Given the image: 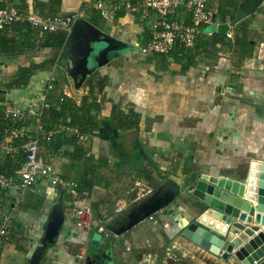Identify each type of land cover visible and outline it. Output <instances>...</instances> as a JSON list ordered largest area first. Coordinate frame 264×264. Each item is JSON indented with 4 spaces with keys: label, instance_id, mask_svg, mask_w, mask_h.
<instances>
[{
    "label": "crops",
    "instance_id": "crops-1",
    "mask_svg": "<svg viewBox=\"0 0 264 264\" xmlns=\"http://www.w3.org/2000/svg\"><path fill=\"white\" fill-rule=\"evenodd\" d=\"M11 1L23 10L41 15L78 11L82 20L135 48L125 50L86 76L76 91L75 103L79 104L81 98L86 97L87 102L95 101L99 106L97 112L91 111L96 114L99 126L77 140L76 146L84 152L81 160L71 162L69 153L74 145L65 140L71 133L54 132L57 125L49 131H37L32 117L26 121L24 134L39 133L40 153L65 179L77 182L88 168L97 166L101 160L106 164L95 170L91 191L77 200L91 208L90 214L80 217L84 222L81 225L76 224L78 219L66 209L70 196L46 178L38 179L22 193L9 189L0 194L2 202L5 201L2 213L10 217L8 235L0 242V264H32L33 261L36 264H86V256L94 250L92 235L98 232L100 225L105 229L107 220L138 199L140 195L134 192L136 185L154 186L156 183L159 186L165 177L180 186L179 196L123 236L115 237L113 264H142L147 255L159 261L168 245H173L180 256L177 262L169 264H240L233 256L226 261L221 259L219 243L215 245L212 239H216L219 230L201 219L207 205L194 198L192 192L200 174L242 180L254 163L264 166V1L254 14L230 26L241 1L232 0L226 9L233 12L225 17L228 27L225 34L231 45L216 44L210 46V51L198 50L190 65H185L184 60L174 61L171 56L161 63L158 55L147 56L137 50L149 39L150 12L145 15L141 9L122 10L103 18L91 0ZM223 1L207 0L215 12L214 21L209 25L215 33L223 24L219 13ZM32 32L38 34L35 30ZM207 36L209 34L203 30L201 39ZM63 52L64 44L26 50L13 58L0 55V82H6L20 64L43 62L25 87L6 89L5 99L23 112L37 108L53 62L57 60L60 65L62 58L66 59ZM58 70L63 78H56L54 89L47 95L51 103L56 102L63 88L74 87L67 68L60 65ZM103 77L104 85L100 89L97 82ZM132 114L137 115L138 120L129 124L128 119L133 121L136 117ZM70 120L67 117L64 122L69 124ZM81 121L83 117L69 125L78 127ZM13 139L5 135V145L12 146V151L15 150ZM118 144L128 154L125 163L113 152ZM4 157L0 152V164ZM181 183L186 185L183 187ZM185 188L193 197H184ZM59 196L64 222L55 243L42 253L47 222ZM213 213L216 224L218 220ZM196 221L203 225V232H199L202 238L209 233V237L204 238L207 246L183 234V230ZM208 227L210 231L206 230ZM110 235L101 236L103 247ZM263 247L264 240H261L246 251L252 254ZM255 264H264V257Z\"/></svg>",
    "mask_w": 264,
    "mask_h": 264
},
{
    "label": "water",
    "instance_id": "water-1",
    "mask_svg": "<svg viewBox=\"0 0 264 264\" xmlns=\"http://www.w3.org/2000/svg\"><path fill=\"white\" fill-rule=\"evenodd\" d=\"M263 1L241 0L229 25L234 26L243 18L254 14ZM131 48H135V46L111 38L92 24L78 18L72 32L64 42L63 52V57L66 58L67 74L73 78L74 88L79 89L86 76L107 65L125 50ZM251 169H249L246 178L242 180L224 175L200 174L192 192L196 198L207 205L201 213L208 210L212 213L216 211L213 213L216 220L224 224L222 229L215 228L219 232L215 234L216 240L214 241L215 245L219 243L218 250L224 261L229 256H233L240 264H254L255 261L264 257V251H260L255 258L246 259L242 255L246 249L264 240V203L262 210L258 208L261 192H263L261 186L262 184L264 186V180L261 182L260 178L263 175L261 169L264 170V166L254 163ZM180 191L181 188L178 184L165 177L155 191L136 199L107 220L105 229L111 235L106 246L103 247L100 243L101 234L94 233L91 240L94 250L86 256V264H113L112 249L115 237L122 236L147 217L173 202L179 196ZM203 191H208L209 194L213 193V197L219 202L205 198ZM63 222L64 212L61 196H59V200L51 209L47 222L42 253L45 252L48 245L55 243ZM202 226L201 222H192L188 227L186 226L183 234L191 236L190 238L194 242L201 244L202 236L199 235V232H203ZM188 229H194V232H187ZM218 239L219 242H217ZM202 245L204 244L202 243ZM32 264H36V261H33Z\"/></svg>",
    "mask_w": 264,
    "mask_h": 264
},
{
    "label": "built area",
    "instance_id": "built-area-1",
    "mask_svg": "<svg viewBox=\"0 0 264 264\" xmlns=\"http://www.w3.org/2000/svg\"><path fill=\"white\" fill-rule=\"evenodd\" d=\"M94 9L103 18L115 12L127 11L134 12L138 9L152 14L149 21V39L139 47L141 54L151 56L156 54L171 55L176 41L181 43L185 49L194 45L195 40L199 38L205 27L211 25L215 18V12L209 6L207 0H91ZM109 5V8L106 7ZM78 11H72L68 14L55 13L52 15H41L32 11L21 9L11 0H0V31L10 32L14 25L28 26L38 34L62 32L68 36L72 30L75 21L79 18ZM58 66L57 60L53 62L49 76L45 83V88L40 95V104L37 108L21 111L11 101L4 100L2 105V114L0 115V152L6 153L12 151V146L5 145V135L11 137L24 133L26 121L32 117L35 120L37 131L42 130L43 113L59 104L66 98L77 102L76 90L73 88H63L55 103L47 100V95L55 87V71ZM77 104V103H76ZM6 121L17 123V127L7 124ZM56 131L69 132L78 135L79 129L76 126L69 125L68 122H60L56 126ZM39 133L31 134L30 139L26 141L22 148L25 152V161L23 165L15 171L14 175H6L0 172V194L5 190L16 189L22 193L25 189L35 184L38 179L46 178L53 185L58 186L61 192L70 196L67 203V210L70 211L78 220L77 225H81L83 220L80 217L83 214H90L89 204H79L74 199V189L76 182L67 180L59 171L45 158L39 151ZM3 205L0 197V242L8 235L10 217L2 213ZM194 232V229H188L187 232ZM98 232L101 236H107L109 232L100 225ZM189 234V233H188ZM193 241L189 235H184ZM117 238V237H116ZM180 259L173 245L164 248L162 258L159 261L153 260L150 255L142 259V264H169L177 262ZM257 261L254 262V264Z\"/></svg>",
    "mask_w": 264,
    "mask_h": 264
},
{
    "label": "trees",
    "instance_id": "trees-1",
    "mask_svg": "<svg viewBox=\"0 0 264 264\" xmlns=\"http://www.w3.org/2000/svg\"><path fill=\"white\" fill-rule=\"evenodd\" d=\"M136 1V0H133ZM232 0H224L223 3L219 6V13L222 15L223 24L219 26L218 31L215 33L214 30L210 29V26L204 28V32L209 34L206 39H201V36L195 40V43L192 47L185 49L181 43L176 41L174 45V49L171 52V55L166 54H156L158 58L160 57L161 63L166 60L168 56L174 61L184 60L185 65H190L193 63L195 52L198 50L210 51L211 47H214L216 44H220L222 46H230V41L227 39L225 34L227 30V24L225 23V17L227 14H231L233 11L228 12L226 7L231 4ZM225 23V24H224ZM244 36V31H243ZM66 40V35L62 32L56 33H42L40 35L32 32V30L28 26H19L14 25L10 32L8 31H0V55L13 58L22 55L26 50H41L48 46L53 47H62ZM241 41V40H240ZM211 46V47H210ZM43 62L40 63H30L28 65H18L15 73L9 77L6 82H0V115L2 114V105L1 103L5 100V90L12 88H23L27 85L30 76L34 73L35 70L41 68ZM185 67V66H184ZM104 77L101 78L97 83L99 88L101 89L104 85ZM112 109H114L112 107ZM99 106L95 101L87 102L86 97H82L79 104H76L74 100L70 98H66L63 102L59 104V108H50L43 113V119L45 117V121H42V129L49 131L50 129H54V127L65 121L67 117H70L69 124H75L77 120L83 117V122L81 121L78 125L79 134H70L66 136L65 140L67 143L74 145V149L69 153L71 157V162H76L82 159L84 156V152L81 148L76 146L77 140L83 136L84 133L92 132L95 130L99 124L96 119V114H92L91 111H98ZM134 117L133 121L128 119V122L136 123L138 120L137 115L132 114ZM46 120H48V124H45ZM7 124H12L14 127H17V123H13L10 121H6ZM49 122H51L49 124ZM127 122V123H128ZM1 129V127H0ZM3 136L0 134V139ZM12 144L15 146L14 151H9L4 154V159L2 164H0V172H5L6 175H14L15 171L18 170L25 161V152L22 148L23 143H19L18 139H13ZM114 154L118 157L121 163H125L128 159V154L123 150L121 144H118L113 148ZM106 163H99L97 166H93L88 168V170L84 171V173L80 176L79 180L76 182V187L74 189V199L79 200L83 199L86 194H88L93 185L95 184V170ZM10 230H14L11 229ZM17 235L15 231H12ZM15 235V236H16ZM14 236V237H15ZM16 238V237H15ZM53 245V244H52ZM52 245H48L51 247ZM20 246H17V248Z\"/></svg>",
    "mask_w": 264,
    "mask_h": 264
},
{
    "label": "rangeland",
    "instance_id": "rangeland-1",
    "mask_svg": "<svg viewBox=\"0 0 264 264\" xmlns=\"http://www.w3.org/2000/svg\"><path fill=\"white\" fill-rule=\"evenodd\" d=\"M62 67H64V68H66V64H65V61L63 60V58H62V61H61V64H60ZM60 65H59V63H58V66H57V70L55 71V76H56V78H63V75L59 72V68H60ZM73 89H75L74 87H73ZM76 91L78 90V89H75ZM8 135L9 136H11L9 133H8ZM14 138L15 139H18V142L19 143H25L26 141H28L29 139H30V136H28V135H26V134H24V133H22V134H19L18 136H14ZM181 185L184 187L186 184H183V183H181ZM158 188V184H156L155 183V185L154 186H152L151 184L150 185H140V184H138V185H136V188H134V192L135 193H138L140 196H138V198H141V197H143V196H145L146 194H148V193H150V192H153V191H155L156 189ZM189 189H191V186H189ZM136 190V191H135ZM188 190V188H185V191L183 192V194H184V197H186V198H191V197H193L192 195H191V193L189 192V191H187ZM130 195V194H129ZM194 198H196V197H194ZM198 199V198H197ZM199 200V199H198ZM200 201V200H199ZM126 202H127V200H126ZM3 204L5 203V201L4 202H2ZM132 203V202H131ZM200 207L201 206H203L204 207V205H199ZM127 206H124V208H126ZM123 209V208H122ZM100 221L102 222V220L100 219ZM203 227V226H202ZM207 231H210V229H209V227L206 229ZM124 235V234H123ZM122 235V236H123ZM119 237H121V236H119ZM119 237H117V238H119ZM116 238V239H117ZM203 240H205L204 238H202V240L200 241L201 243H203L204 244V246H207V243H205V242H203ZM126 241V240H125ZM124 242V241H123ZM125 244H126V242H125ZM127 245V244H126ZM209 248V247H208Z\"/></svg>",
    "mask_w": 264,
    "mask_h": 264
},
{
    "label": "bare ground",
    "instance_id": "bare-ground-1",
    "mask_svg": "<svg viewBox=\"0 0 264 264\" xmlns=\"http://www.w3.org/2000/svg\"><path fill=\"white\" fill-rule=\"evenodd\" d=\"M262 170V172H263V175H261L260 176V178H261V182L264 180V170L263 169H261ZM262 188V190H263V192H261V199H260V201H259V203H258V208L260 209V210H262L263 209V197H264V186H263V184H262V186H261ZM203 193V195H204V197L205 198H208V199H210V200H212V201H218L219 202V200H217L216 198H214V197H212L209 193H208V191H203L202 192ZM201 219L204 221V222H206V223H208L209 225H211V226H214V227H219V228H223V226H224V224H222L221 222H217L216 224H214V222H213V219L215 220V218L213 217V215H212V212L210 211V210H208L207 212H205L202 216H201ZM205 236L206 237H209V233H205ZM211 237V236H210ZM214 241L216 240L215 238H212ZM204 242L205 243H208V241H206V240H204ZM210 244V243H209ZM260 251H264V247L261 249V250H258L257 252H253L252 254H249V253H247V251L245 250L243 253H242V255H243V257L244 258H246V259H249V258H255V256L258 254V253H260Z\"/></svg>",
    "mask_w": 264,
    "mask_h": 264
}]
</instances>
